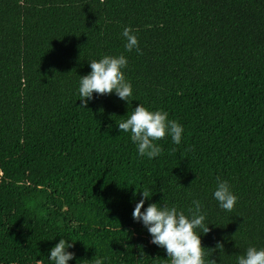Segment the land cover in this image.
Returning <instances> with one entry per match:
<instances>
[{
	"label": "trees",
	"instance_id": "16d2710c",
	"mask_svg": "<svg viewBox=\"0 0 264 264\" xmlns=\"http://www.w3.org/2000/svg\"><path fill=\"white\" fill-rule=\"evenodd\" d=\"M120 54L130 104L81 105L88 61ZM138 103L182 125L180 144L137 155L116 123ZM139 189L185 215L201 202L206 264L264 247V0H0V264H52L60 238L67 264H170L131 216Z\"/></svg>",
	"mask_w": 264,
	"mask_h": 264
},
{
	"label": "clouds",
	"instance_id": "9594fccd",
	"mask_svg": "<svg viewBox=\"0 0 264 264\" xmlns=\"http://www.w3.org/2000/svg\"><path fill=\"white\" fill-rule=\"evenodd\" d=\"M121 35L125 40V51L138 50L137 37L128 27L123 28ZM88 65L90 71L79 76L77 85V96L81 105L90 101L93 93H113L121 101L130 104L133 90L122 71L127 66V59L123 54L103 55L99 59L88 61ZM116 126L119 132L130 133V140L136 146L137 155L148 159L159 156L162 151L154 141L163 140L167 135L173 144L178 145L184 131L182 125L168 118L166 111L151 110L141 103L132 108L131 114L116 123ZM139 192L141 198L136 200L131 216L147 230L151 242L164 250L170 264H206L200 234L208 231V224H205L206 217L201 202L193 199L188 215H185L175 206H158L157 203L144 206L151 193L140 189ZM211 195L217 206L226 212H231L237 201L229 183L219 177L216 178ZM196 229L201 231L197 232ZM71 246V241L60 238L49 249L47 258L52 264H67L74 255L66 250ZM105 260V257H97L93 264H105ZM211 264H215V261L211 260ZM235 264H264V247L248 246L242 255L236 256Z\"/></svg>",
	"mask_w": 264,
	"mask_h": 264
}]
</instances>
